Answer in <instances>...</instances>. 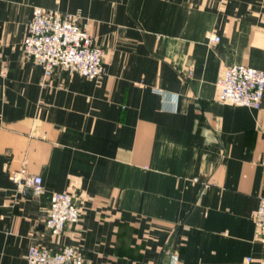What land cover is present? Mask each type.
<instances>
[{"label": "crops", "instance_id": "crops-1", "mask_svg": "<svg viewBox=\"0 0 264 264\" xmlns=\"http://www.w3.org/2000/svg\"><path fill=\"white\" fill-rule=\"evenodd\" d=\"M32 6L79 11L103 73L41 85L21 50ZM0 52V264H25L31 242L76 244L83 264H261L264 86L250 108L217 101L215 79L264 70V0H0ZM20 166L42 192L16 188ZM58 190L80 214L55 238Z\"/></svg>", "mask_w": 264, "mask_h": 264}, {"label": "built area", "instance_id": "built-area-1", "mask_svg": "<svg viewBox=\"0 0 264 264\" xmlns=\"http://www.w3.org/2000/svg\"><path fill=\"white\" fill-rule=\"evenodd\" d=\"M80 18L77 10L60 11L32 6L21 39V50L26 59L41 68V85L48 84L55 68L73 70L89 79H95L103 73V49L95 44L93 36ZM206 36L210 41L218 40V35L211 31L206 32ZM263 86L264 70L240 62L224 64L215 79V99L223 103L257 108ZM8 177L17 189L27 187L32 194L43 190L40 175L27 173L24 166L10 170ZM79 214L76 200L69 191H52L43 225L49 234L58 238L63 227L74 224ZM252 219L253 236L261 244L260 262L264 264V180L257 204L252 210ZM177 260V254L171 252L167 264H177ZM83 261L81 248L73 243L60 244L52 249L31 242L25 252V264H83ZM245 261H249L248 256Z\"/></svg>", "mask_w": 264, "mask_h": 264}]
</instances>
